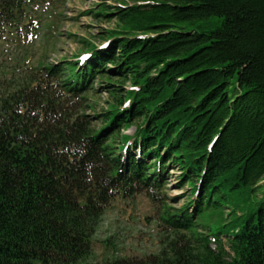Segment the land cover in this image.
I'll return each mask as SVG.
<instances>
[{"label": "trees", "instance_id": "16d2710c", "mask_svg": "<svg viewBox=\"0 0 264 264\" xmlns=\"http://www.w3.org/2000/svg\"><path fill=\"white\" fill-rule=\"evenodd\" d=\"M50 1L0 0V264H264V0L101 3L102 44L24 67ZM96 81L112 101L88 114ZM173 169L180 208L160 193ZM140 192L162 200L159 254L89 261L105 211Z\"/></svg>", "mask_w": 264, "mask_h": 264}, {"label": "rangeland", "instance_id": "374dc122", "mask_svg": "<svg viewBox=\"0 0 264 264\" xmlns=\"http://www.w3.org/2000/svg\"><path fill=\"white\" fill-rule=\"evenodd\" d=\"M117 1L51 0L44 8L47 4L45 2L38 9L37 18H33L34 32H29L26 36L25 32L21 33L19 49L16 50L15 57L20 58L21 65L24 67L58 64L64 59L74 61L76 54L84 52L85 41L100 45L104 42L101 35L105 30L116 26L115 18L108 20L101 16L96 17L95 13L87 12L89 10L99 12L98 4L106 3L113 6L117 4ZM216 25V19H197L192 23H186L184 28L210 30ZM3 56L0 59L7 62V57L2 58ZM15 61L13 57L6 65ZM94 88L98 89V92H92L96 95L91 93L88 95L91 100L85 106L88 114H94L95 111L104 112L109 104L108 101H112L109 93L100 89L99 81H96ZM89 103L95 107V110L87 107ZM135 128L133 125L122 133L131 135ZM170 173L171 177L168 178L165 188L160 193L166 204L180 208L188 200L190 192L186 185L180 186L177 169L170 170ZM162 200L158 203L153 201L147 192H140L126 198L117 197L101 219L93 237L91 257L88 260L102 261L116 257L145 258V256L159 254L163 247L161 239L168 232L162 227L163 223L158 216V207L161 206ZM192 209L190 208V211ZM200 228L204 230L203 227Z\"/></svg>", "mask_w": 264, "mask_h": 264}]
</instances>
